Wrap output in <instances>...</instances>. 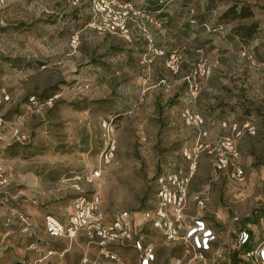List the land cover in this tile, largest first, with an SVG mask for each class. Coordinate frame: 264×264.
Here are the masks:
<instances>
[{
	"label": "rangeland",
	"instance_id": "obj_1",
	"mask_svg": "<svg viewBox=\"0 0 264 264\" xmlns=\"http://www.w3.org/2000/svg\"><path fill=\"white\" fill-rule=\"evenodd\" d=\"M118 1L133 3L117 9L127 12V33L108 29L115 14L93 0H10L0 9V87L16 101L10 118L2 111L12 133L26 135L4 136L13 154L0 180L33 167L44 205L61 210L79 191L98 192L112 218L151 207L161 173L194 166L190 200L209 197L203 216L237 264L232 229L264 238V0ZM235 3L250 7L225 16ZM237 165L243 182L232 175ZM43 239L49 256H37L34 241L13 264H80L88 248L78 239L63 253V242Z\"/></svg>",
	"mask_w": 264,
	"mask_h": 264
},
{
	"label": "built area",
	"instance_id": "obj_2",
	"mask_svg": "<svg viewBox=\"0 0 264 264\" xmlns=\"http://www.w3.org/2000/svg\"><path fill=\"white\" fill-rule=\"evenodd\" d=\"M10 0H0V9ZM97 11H104L119 20L105 21L110 30L120 29L127 33V12L120 13L117 9L133 8V3L120 4L118 0H93ZM128 11V10H127ZM35 97L33 96L32 99ZM11 100L10 93L0 87V107ZM184 115L196 125L204 123L200 114L186 110ZM5 117L0 108V140L4 138ZM15 137L26 138V135L14 131ZM207 135V131L201 132ZM190 158V153L185 151ZM237 156V152H234ZM227 166V158L220 154L216 168L222 170ZM194 166L189 175L180 171L161 173L156 178L155 197L151 207L137 210H121L112 218H108L103 209L102 198L98 192L84 193L79 191L72 200V211L65 220L52 213L45 216L46 233L59 238L66 245L63 253L71 249L78 239H84L88 247H96L94 255L85 253L80 264H171L170 260L159 262L158 248L155 237L160 236L165 244L177 248L181 246L182 257L176 258L174 264H236L226 257V244L220 241V235L212 223L204 218L202 211L209 205L206 194H198L190 200L189 183ZM99 170H95L90 179L97 178ZM232 175L240 182L245 179L244 169L235 166ZM2 176V174H0ZM77 190L80 187L77 186ZM193 204L200 210L193 214ZM238 221L239 217H233ZM237 236V249L241 261L237 264H264V238L259 242L246 228L232 229ZM253 239V240H252ZM252 241V246L247 245ZM133 249L135 261H125L122 250Z\"/></svg>",
	"mask_w": 264,
	"mask_h": 264
},
{
	"label": "crops",
	"instance_id": "obj_3",
	"mask_svg": "<svg viewBox=\"0 0 264 264\" xmlns=\"http://www.w3.org/2000/svg\"><path fill=\"white\" fill-rule=\"evenodd\" d=\"M2 72L4 71H0V81L5 75L2 74ZM7 89L10 91L8 92L11 93L12 89ZM15 104L16 101L10 100L2 106L6 119L10 118L13 113V110H10V108ZM10 123L11 121L7 120L5 125L6 132L4 136L8 138L13 134L10 130ZM7 144L8 142L5 138L0 140V174H2L1 172H3V168L7 164L4 157H11L13 154L11 153V149L6 148ZM6 173H10V180L9 178L7 182H2L0 180V264H13L18 254H29L28 244L30 243L34 246L32 243L34 241L40 243L37 247V250H40L37 256H49L53 250H51L47 244H41L44 241L43 238L61 240L51 237L46 233L44 225L45 216L48 213H52L59 219L65 220L72 211V202H68L65 208L61 210L54 205H44V201L48 200V198L40 195L35 189V174L33 167L26 172V175L21 174V176H17L18 178L14 176L11 171H6ZM39 224H41V228ZM251 234L253 238L255 233L251 232ZM154 239L157 243L159 262L170 260L169 263L174 264L173 261L176 258L182 257L181 246L173 248L172 246L166 245L164 241L163 244L166 248L161 251V246L164 245L159 243V239H162V237L157 236ZM63 249L61 250L62 252ZM96 251V247H88L85 253L93 255ZM121 253L124 255L125 261H135L136 252L133 249H125L122 250Z\"/></svg>",
	"mask_w": 264,
	"mask_h": 264
},
{
	"label": "trees",
	"instance_id": "obj_4",
	"mask_svg": "<svg viewBox=\"0 0 264 264\" xmlns=\"http://www.w3.org/2000/svg\"><path fill=\"white\" fill-rule=\"evenodd\" d=\"M250 6L242 3H235L233 4L226 12L227 16L230 13H235L241 15L244 11H246ZM252 9V8H251Z\"/></svg>",
	"mask_w": 264,
	"mask_h": 264
},
{
	"label": "water",
	"instance_id": "obj_5",
	"mask_svg": "<svg viewBox=\"0 0 264 264\" xmlns=\"http://www.w3.org/2000/svg\"><path fill=\"white\" fill-rule=\"evenodd\" d=\"M16 264H21V263L17 261Z\"/></svg>",
	"mask_w": 264,
	"mask_h": 264
}]
</instances>
